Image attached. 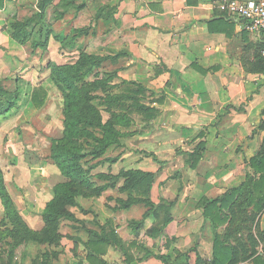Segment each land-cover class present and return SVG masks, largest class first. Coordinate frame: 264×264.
Here are the masks:
<instances>
[{
    "label": "crops",
    "instance_id": "0c3cea01",
    "mask_svg": "<svg viewBox=\"0 0 264 264\" xmlns=\"http://www.w3.org/2000/svg\"><path fill=\"white\" fill-rule=\"evenodd\" d=\"M215 2L73 0L67 7L62 3L64 13L58 20L62 27L52 41L68 37L66 45L73 48L61 49L59 54L56 50L52 63L68 64L57 59L67 53L74 58L69 64L82 52L107 58L104 69L114 65L122 80L144 86L156 109L149 122H135L128 130L119 128L124 133L120 144L110 146L98 159H104L105 170L115 175L121 169L154 174L148 198L154 204L173 201L170 221L164 226L165 208L145 218L149 207L144 204L119 208V200L128 196L119 191V185L80 205L86 210L83 214L73 210L76 217L95 210L98 232L109 225L123 242L126 254L110 245L100 256L106 264H207L213 235L199 202L205 196H220L221 186L242 183L245 172L251 171L249 160L263 146L264 74L253 68L264 38L242 29L239 20L222 15ZM9 4L0 8V87L8 90L11 86L12 92L20 90V94L14 107L0 116V160H7L3 165L0 162V170L11 199L15 198L9 188L12 184L23 196L26 209L39 214L52 198L47 183L54 186L64 181L49 158V145L48 152L43 146L49 138L62 136L63 98L50 75L41 82L38 79L37 63L43 57L38 49L27 53L26 45L10 37ZM121 51L127 54L110 60ZM259 53L264 57V49ZM39 88L46 92V99L36 108L28 94ZM144 151L148 157L140 153ZM163 166L176 170L179 177L160 180L157 175ZM247 209L254 211L253 206ZM0 214L4 216L3 208ZM90 219L82 224L66 222L63 236L68 238L52 245L55 256L50 264H99L87 258L88 230H96ZM142 220L139 229L130 226ZM151 228L159 233L153 234ZM251 232L257 241L256 255L264 258V239L259 238L260 233L264 237V207L255 213ZM133 242L153 255L168 257V262L135 247L128 249ZM244 261L254 264L251 258Z\"/></svg>",
    "mask_w": 264,
    "mask_h": 264
},
{
    "label": "trees",
    "instance_id": "16d2710c",
    "mask_svg": "<svg viewBox=\"0 0 264 264\" xmlns=\"http://www.w3.org/2000/svg\"><path fill=\"white\" fill-rule=\"evenodd\" d=\"M50 1L40 0L39 11ZM3 2L4 0H0V8L3 6ZM64 3L67 7L72 4V1L64 0ZM39 11L34 17H29L25 21L11 20L7 27V31L14 41L21 45L30 43L32 50L45 49L51 33L50 29L41 23ZM62 16L60 13L59 17ZM34 21L41 23L38 29L32 26ZM260 49H264V45H258L253 70L264 74V57L259 53ZM126 54L121 51L109 58L114 60ZM106 59L82 52L73 64L56 65L52 63V67L49 66L50 78L63 98L62 113L64 116L62 136L51 139L50 158L65 180L53 187L52 198L46 203L42 213L43 228L40 232H33L25 227L22 229L19 219L18 223L10 220L14 216L17 217L18 213L13 206L0 170V200L3 206V218L9 222L12 221L13 225L10 226L11 228L5 229V233L8 235L6 237H10L12 240L9 244L10 247L29 241H35L38 244L58 245L62 238L59 230L60 221L73 218L77 220L68 207L77 206L79 197L99 196L103 191L115 188L116 185H119L120 192L128 193L125 200H119V208L144 204L145 207H149V210L143 218L147 217L149 213L155 215L157 209L165 208L163 226L170 221L169 211L173 201H161L154 204L148 198L153 182L152 173L140 169L123 170L116 175L100 173L96 177L101 183L97 184L92 180L93 175L90 173V167L85 168L88 162L85 159L88 157L99 158L110 146L119 145V138L124 134L119 128H128L131 125L129 116L123 112L124 109H127L124 107L123 98L125 96L123 94L133 100L135 110L144 115V122H149L156 112V109L150 105L136 102L138 95L146 92L141 84L127 81L128 85L134 86L133 89H121L119 93L110 92L111 87L108 83L114 79L117 73L104 69L103 61ZM91 75L94 79L89 81ZM19 94L20 90L10 92L0 87V116L8 113L14 107ZM28 95L36 108L45 104L46 92L42 88L34 90ZM102 111L107 114L106 119H103ZM249 166L251 171L245 172V180L242 183L228 188L216 198L204 197L199 202L204 220L210 222L211 229H213L212 256L207 264H238L248 258H251L254 264H264V258L261 255H256L257 241L251 232L255 213L264 207V140L262 148L249 160ZM237 205H240L242 217H245L246 224L250 226L246 229L244 240L238 238L237 242L230 243L227 240L230 233L228 229L223 234H220L218 230L224 225L229 226L233 223L236 215L233 207ZM249 206H253L254 211H247ZM78 207L80 208L79 205ZM9 224L11 225V223ZM142 224L143 220L132 222L130 226L136 230ZM108 227L109 225L100 227L99 232L98 230H88L90 238L87 243L89 249L87 258L92 263H95L92 260H98L97 263L106 264L100 256L105 254L110 245L126 254L127 249L123 242L114 233L113 228L109 229ZM151 231L153 234L159 233L154 228H151ZM24 232L29 235H23ZM260 236L259 234V238ZM1 237H5V235L1 234ZM132 247L146 251V256H154L164 263L168 262V257L153 255L135 242L131 243L128 249ZM249 247L253 249L249 250ZM12 254H9L10 257L8 256L7 261L1 255L0 264H18L11 259ZM41 255L44 260L40 264L51 263L49 259H46L45 254Z\"/></svg>",
    "mask_w": 264,
    "mask_h": 264
},
{
    "label": "rangeland",
    "instance_id": "374dc122",
    "mask_svg": "<svg viewBox=\"0 0 264 264\" xmlns=\"http://www.w3.org/2000/svg\"><path fill=\"white\" fill-rule=\"evenodd\" d=\"M7 1L10 3L7 6L8 13L10 14L8 19H7L8 22L11 20H13V21H25L29 17H34V15L37 14L39 11L38 3L40 0H13V1L12 0H4L3 6ZM71 1H73V0H71ZM63 2H64V0H53V1L51 0L42 10L39 11L41 13V17H40L41 23L44 26H47L51 32L50 36L48 38V43L46 45V48L45 49H39L38 48V53L39 54L41 53V55L43 56L42 58L39 59V62L37 63L38 68H39L38 69V79H40V82H41V80L44 79V76H48L50 74L49 69H50V67H52V53H54L56 50H58L57 53L59 54V51L61 49L73 48V47H70L69 45H66V43H67L66 38H68V37L63 38L62 41L59 39H54L55 41L54 40L52 41V37L54 38L55 34L56 33L58 34L60 32L59 29L62 27V24L59 25L58 20H59L60 13L62 15L64 13V5L62 4ZM41 23H35V21H34L32 23L33 24L32 26L35 29H38ZM44 28H46V27H44ZM26 46L28 48L27 53H31L29 50V49H32L30 46V43H27ZM74 49L75 50L76 49L81 50L80 46H77V47L75 46ZM62 55L63 56H58L57 59L58 60L61 59L64 61H69V62L74 60L73 56H71L68 53L62 54ZM60 62H63V61H60ZM69 62H67V63L69 64ZM118 66L120 67L122 65H118ZM113 67H114V65L113 66L107 65L106 69L108 71H116L117 68H113ZM93 79H94V77L91 75L89 78V81H91ZM18 81H19V79H18ZM127 81H128L127 79L122 80L116 74V76H114V79L112 81H109V83H108V85L111 87L110 92L111 93H119L121 89H128V88L133 89L134 86L128 85ZM8 82L12 83V81H8ZM128 82H134V81H128ZM9 83H7V85ZM12 89H13V87H11V86L8 87V91H13ZM123 95L125 96L123 98L124 107H127V109H124L123 112L129 116L131 125L134 124L135 122H137L139 124L144 123V120H143L144 115L140 114L138 111L135 110L136 107L134 106L133 100L131 98H128V96L126 94H123ZM150 97L151 96L146 91V92H144V94H140V96L138 95V97L136 98V102L151 106L152 102L150 100ZM50 98L52 99V95ZM151 107L154 108L153 106H151ZM103 115H104V119H105L107 114L102 111V117H103ZM126 128L127 127L122 128V129L128 130V128L127 129ZM6 137L7 136H5V138ZM51 139L52 138H49L47 141L44 142V145H43L45 147V149L44 148L43 149L46 152H48L47 146L49 145V158H50V154H51V151H50ZM140 153H142L144 156L148 157L147 152L144 151V152H140ZM44 159H46V158H44ZM108 159H111V158H108ZM85 160L88 161L87 164L85 165V168L90 167V173L93 175L92 180H94L97 184L101 183V181H99L96 177L100 173H104L105 175H115V174H112L110 170H108V171L105 170V167L103 165L104 159L99 160L98 158L92 159L91 157H88ZM6 161H7L6 159H4V161L0 160L2 165L5 164ZM43 162H45V161H43ZM159 164L163 165L164 163H159ZM165 167L166 166H163L162 169H160L161 175H157V177H159L160 180H162L164 176H167L168 178L169 177H174V178L179 177V176H177L178 173L176 170H170V168H165ZM121 171H122V169L119 172H121ZM1 174H2V172H1ZM153 178H154V174H153ZM13 186L14 185L11 184L9 187L10 190H12V193L15 197L14 200L11 199V201L13 202V206L16 208L18 215H17V217L16 216L12 217L10 220L18 223V219H19L21 221L20 225H21L22 229H24V227H25L27 230L30 229V231H33V232H35V231L40 232L41 229L43 228V225H44L42 213L37 214L34 211H32V212L28 211L26 209L25 200L22 199L23 196L19 193L18 189H14ZM54 186L52 185V183L51 184L47 183L46 187H47V189L49 188L48 191H49L50 195H52V189ZM219 188L220 189L218 192L220 193V195H222L225 192V190L228 189V188L222 187V186ZM223 188H225V189H223ZM97 197H99V196L79 197V198H77V203H78L77 206H71V207H68V209L70 212L75 210L76 213L83 214V212L86 211V210L83 211V209H85V208H83L81 210L78 207V205L79 206L83 205L84 202H88V201L92 202V201H94V199H97ZM10 198H11V196H10ZM205 198H209V197L205 196ZM117 203H118V201H117ZM39 204H40V202H36V201L34 202V205L37 206L38 209L41 208ZM41 206H43V205H41ZM83 207H85V205ZM2 208H3V206H2L1 200H0V211ZM233 208H235V211H236V215L233 219V223L229 226L224 225L223 227L219 228V230H218L220 234H223V233H225L226 229H228V231L230 233H229L227 240L230 243L237 242L238 238L244 240V238H246V233H247L246 229H247V227L250 226L249 224H246L247 220H245V217H242L240 205L234 206ZM40 210H39V212H40ZM19 211L23 212V214H20ZM94 211L86 213V214L89 213V214L93 215V218L91 215H89V216H86V215L79 216L78 215L77 217L74 215L75 219H77V220H74V218L73 219H62L60 221V224H59V229L61 231L60 234L62 237L60 241H63V240H65V238H68V237L63 236L67 221H73L74 223L79 222L80 224H82L85 220L91 218L92 222L94 223L92 228H95L97 230L98 229L97 228L98 227V224H97L98 221H97V218L94 217L95 216ZM12 221L9 222L7 219L5 220L3 218V214H0V256L2 255L5 258V261H7L9 254L11 255V253H13L11 256V259L14 260L15 262H17L18 264H36V263L40 264V262L42 260H44V257H42L41 254H45V256L47 257L46 259L47 260L49 259L52 263V257H53L52 245L53 244H50V245L46 244V243L45 244H38L35 241H33V242L29 241L27 243H22V244H18V245L14 244V246H11V247L9 246V244L12 240L10 237H6L8 235L5 233V229L9 228L10 226H13ZM9 223H11V225ZM133 223H135V222H133ZM77 232H78V230H77ZM209 232H210V235H211V233L213 235V229ZM1 234L5 235L6 238L1 237ZM23 235H29V233L27 234L26 232H24ZM260 235H261V233H260ZM260 238L262 240L264 239V237H262V236H260ZM252 247H249L248 249L251 250V249H253ZM10 248H12V250H10ZM254 249L256 250V248H254ZM242 263L245 264V261H241L240 264H242Z\"/></svg>",
    "mask_w": 264,
    "mask_h": 264
},
{
    "label": "built area",
    "instance_id": "2783aa9c",
    "mask_svg": "<svg viewBox=\"0 0 264 264\" xmlns=\"http://www.w3.org/2000/svg\"><path fill=\"white\" fill-rule=\"evenodd\" d=\"M222 15L239 20L240 27L264 38V0H216Z\"/></svg>",
    "mask_w": 264,
    "mask_h": 264
}]
</instances>
